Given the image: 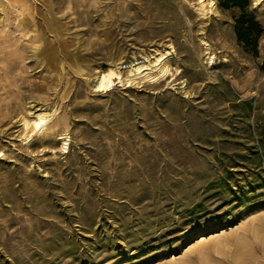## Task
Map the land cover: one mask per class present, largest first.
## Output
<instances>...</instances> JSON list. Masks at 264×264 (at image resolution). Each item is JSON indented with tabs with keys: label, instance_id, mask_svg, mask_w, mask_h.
<instances>
[{
	"label": "rangeland",
	"instance_id": "obj_1",
	"mask_svg": "<svg viewBox=\"0 0 264 264\" xmlns=\"http://www.w3.org/2000/svg\"><path fill=\"white\" fill-rule=\"evenodd\" d=\"M211 1L0 0V264H264V0Z\"/></svg>",
	"mask_w": 264,
	"mask_h": 264
},
{
	"label": "bare ground",
	"instance_id": "obj_2",
	"mask_svg": "<svg viewBox=\"0 0 264 264\" xmlns=\"http://www.w3.org/2000/svg\"><path fill=\"white\" fill-rule=\"evenodd\" d=\"M213 6L214 2L211 0H197V9L200 13L210 10ZM170 53L171 51L169 49H164L162 51H156L152 54L151 58L145 57L140 60L129 61L126 64H109L106 71L98 72L94 78L93 87L96 90H107L113 87L115 81L118 82L123 79H156L160 76H164L167 71H169L167 58ZM53 113L54 110L52 112L42 110L30 111L32 117L30 119L31 121L23 119V125L25 129H29V131L33 133L39 132L44 128H48L49 119ZM63 145L65 146L66 142H63ZM201 239L199 241H201Z\"/></svg>",
	"mask_w": 264,
	"mask_h": 264
},
{
	"label": "trees",
	"instance_id": "obj_3",
	"mask_svg": "<svg viewBox=\"0 0 264 264\" xmlns=\"http://www.w3.org/2000/svg\"><path fill=\"white\" fill-rule=\"evenodd\" d=\"M233 6H239L242 11L241 14L235 19V30L238 36V39L242 42H245L247 45L251 46V50L254 53H257L256 44H257V36L261 32V27L255 19L248 14L242 4L234 1ZM227 7V5H223Z\"/></svg>",
	"mask_w": 264,
	"mask_h": 264
}]
</instances>
